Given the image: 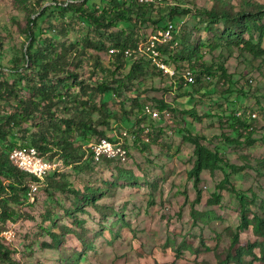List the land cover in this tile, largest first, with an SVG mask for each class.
I'll return each instance as SVG.
<instances>
[{
  "label": "rangeland",
  "instance_id": "374dc122",
  "mask_svg": "<svg viewBox=\"0 0 264 264\" xmlns=\"http://www.w3.org/2000/svg\"><path fill=\"white\" fill-rule=\"evenodd\" d=\"M227 1L233 12L245 1L264 5V0ZM175 4L189 11H179L174 21H170L165 12L162 24L175 26L178 48L186 34L191 35L195 44L214 45L219 41L225 23L213 21L209 29V20L197 15L194 9L209 8L211 0H181L179 5L172 0L156 3L161 13ZM27 13L16 0H0V63L8 62L7 58L25 47ZM54 23L60 25V20ZM259 23L264 25V18ZM137 30L141 43L156 31L155 26L149 24L138 25ZM240 35L247 39L249 33L244 31ZM252 39L256 42V33H252ZM3 52L6 60L1 59ZM201 52L205 62L223 64L234 84L227 80L223 82L219 75L205 78L209 76L207 73H199L200 82L194 88L204 89L208 94L195 93L190 85H183V89L192 90L195 98L190 99L180 95L179 86L171 84L165 75L154 76L153 68H148V73L136 81L135 87L109 98L113 112L122 110V103L130 111L137 93L141 94L140 103L156 106L155 99L158 98L168 104L159 110V117L145 118L147 125L152 121V127L148 128V133L141 131L139 135L149 140L147 151L130 139L125 142L129 153L121 167L133 171L135 179L117 180L115 175L120 164L115 162H93L85 157L78 162L83 169H77L73 164L67 165L56 153L45 154V158L59 162L58 169L49 175L55 178L64 175L72 186L61 189L39 183L28 199L15 204L19 215L2 224V231L10 230V237H4L2 231L0 237L13 248L11 257L16 264H217L218 256L226 254L231 242L229 229H236L240 210L238 198L230 190L231 184L217 188L225 172L230 173L231 182L237 189H252L264 199V174L258 166L264 158V55L252 60L249 56L239 55L234 47L230 55L218 47L212 52L207 48ZM100 57L107 65L108 54L100 53ZM88 66L82 68L83 75L88 73ZM229 85L232 91H227ZM191 105L196 114L184 111ZM231 111L245 116L244 122L251 127L248 137L244 135V125H239L237 131L233 129L236 122L231 118ZM129 116L120 123H112L108 135L116 138L120 131L129 133L136 129L134 113ZM30 124L35 129L34 122L25 125ZM184 127L190 133H202L205 142L220 149L236 167L233 173L228 167L226 171L218 169L201 174L202 196L194 207L209 212L207 221L198 217L195 222L191 215L196 190L188 170L193 165L194 145L184 141L181 132ZM231 139L237 140L231 142ZM86 185L102 187L104 194L96 203H85L77 210L72 188L82 189ZM215 191L221 194L220 202L209 204ZM69 207L74 209L73 214L67 211ZM51 230L61 236L59 249L48 246L52 242ZM256 239L251 229L241 233V242Z\"/></svg>",
  "mask_w": 264,
  "mask_h": 264
},
{
  "label": "trees",
  "instance_id": "16d2710c",
  "mask_svg": "<svg viewBox=\"0 0 264 264\" xmlns=\"http://www.w3.org/2000/svg\"><path fill=\"white\" fill-rule=\"evenodd\" d=\"M157 1L160 0H16L17 5L28 12L24 28L26 45L16 51L13 57L7 58L8 62L0 63V233L6 220H14L19 215L15 204L29 198L30 183L38 180L11 162L9 153L14 147L33 146L43 156L48 152L56 153L67 165L73 164L77 169H83L78 162L85 157L96 162L89 143L104 137L114 141L123 138L125 146L126 140L130 139L147 151L149 140L146 141L139 133H148L152 121L147 125L145 118L155 117L147 113L145 107L149 105L162 111L168 104L158 98L155 99L157 108L150 103H140L138 99L141 94L137 93L132 99L131 104L134 106H131L130 111L122 103V110L113 112L108 104L111 96H120L125 89H132L136 81L148 73V68H153L154 76L165 75L171 84L179 86L180 95L194 99L192 90L183 89V85L194 88L200 82L199 73H207L209 78L210 75H219L223 82L227 80L234 84L223 64L203 60L201 49L207 48L212 52L218 47L221 52L230 55L234 47L239 55L249 56L252 60L261 59L264 55V25L259 23L264 18V5L245 1L233 12L227 0H211L209 8L194 9L197 15L209 20V29L213 21L222 20L225 23L223 34L216 44H195L191 41V35L186 34L178 48L175 26L174 40L158 44L163 61L175 70L173 75L165 74L157 68L148 54L133 53L126 56V49L135 50L142 44L138 25L155 26L154 34H158L169 25L162 24L166 18L165 12H168L170 21H174L179 11H189L175 4L164 8L161 13ZM172 1L179 5L181 0ZM55 20H60V25H56ZM244 31L249 33L247 39L241 38L240 34ZM252 33L257 35L256 42H253ZM111 49L119 51L111 53ZM100 53L108 54L107 65H104ZM1 57L6 60L4 52ZM87 64L89 71L83 75L81 70ZM187 71H191L194 81H188ZM232 90L229 85L227 91ZM193 91L198 94L207 93L204 89L194 88ZM184 111L196 114L194 105ZM131 113L137 119L136 129L129 133L126 130L127 134L120 131L116 138L108 135L112 123L130 118ZM231 114L236 122V125H232L233 129L237 131L239 125H244V135L248 137L251 127L244 122L245 116L235 115L232 111ZM29 122L35 123V129L31 124L25 125ZM181 132L184 141L194 145L193 165L188 170L196 190L191 215L195 222L198 217L207 221L209 212L194 207V203L200 202L202 196L199 187L201 174L204 171L213 173L218 169L226 171L228 167L233 173L236 167L220 149L209 146L202 133H190L186 127L181 128ZM94 135L95 140L92 139ZM236 140L231 139V142ZM101 161L120 164L115 175L117 180L136 178L133 171L121 167L126 161L105 157ZM259 162L258 166L264 174V158ZM230 176V173L225 172L217 188L223 189L231 184L230 190L239 201L240 220L236 229H229L230 246L225 255L218 256L217 264H264V199L252 189H237ZM41 183L61 189L72 186L64 175L59 178L45 175ZM72 189L77 210H81L85 203H96L105 191L102 187L91 185ZM220 199L221 194L215 191L208 202L218 203ZM67 211L74 213L70 207ZM249 229L258 239L241 242V233ZM50 234L52 242L48 246L59 249L61 236L52 230ZM12 252L13 248L0 237V264H16L11 257Z\"/></svg>",
  "mask_w": 264,
  "mask_h": 264
},
{
  "label": "built area",
  "instance_id": "2783aa9c",
  "mask_svg": "<svg viewBox=\"0 0 264 264\" xmlns=\"http://www.w3.org/2000/svg\"><path fill=\"white\" fill-rule=\"evenodd\" d=\"M174 40V25L169 24L164 31H160L158 34L152 35L145 43L138 46L137 49H126L124 51L126 56H131L133 53H145L152 59L157 68L173 75L175 70L170 68L164 61L161 51L158 49V44H166ZM118 49H111V53L118 52ZM209 78V76H207ZM188 81H194V76L191 71H187ZM145 111L151 114L153 117H159V111L155 108L146 105ZM127 134V132H123ZM89 146L93 150L94 161L98 162L102 160V157L111 158L121 161H127L128 149L122 140L114 141L109 138H101L98 141L89 143ZM9 159L18 168L29 172L32 176L38 180L32 181L29 186L28 195L31 196L37 189L38 184L42 182L45 175H48L51 171L58 169L59 162L45 158L39 151L33 147H14L9 153ZM4 237H10V230L2 231ZM7 234V236L5 235Z\"/></svg>",
  "mask_w": 264,
  "mask_h": 264
}]
</instances>
